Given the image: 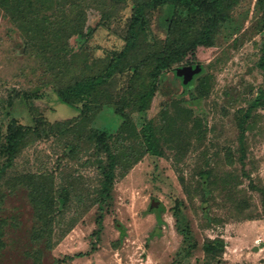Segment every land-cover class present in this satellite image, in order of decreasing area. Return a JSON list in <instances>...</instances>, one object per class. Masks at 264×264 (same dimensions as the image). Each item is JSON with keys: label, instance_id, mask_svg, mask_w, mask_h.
<instances>
[{"label": "rangeland", "instance_id": "rangeland-1", "mask_svg": "<svg viewBox=\"0 0 264 264\" xmlns=\"http://www.w3.org/2000/svg\"><path fill=\"white\" fill-rule=\"evenodd\" d=\"M31 1L43 24L28 29L0 0V264H264V0L148 10L136 47L76 107L58 90L125 50L138 0ZM12 120L28 130L14 156ZM96 131L117 158L105 196Z\"/></svg>", "mask_w": 264, "mask_h": 264}, {"label": "trees", "instance_id": "trees-1", "mask_svg": "<svg viewBox=\"0 0 264 264\" xmlns=\"http://www.w3.org/2000/svg\"><path fill=\"white\" fill-rule=\"evenodd\" d=\"M4 4V7L8 11V13L16 19L18 22L21 21L23 23L29 24L28 29L33 28L34 25L42 26L41 17L38 12H33V15L28 11L27 6H33L31 0H1ZM182 0H138L136 3V13L134 16V20L132 25L130 26L131 36L128 38L125 50L121 51L119 54H116L108 63L105 71L99 75H95L92 78H88L82 81L76 82L73 86H69L66 89L58 90V97L61 102L67 104L72 107H76L77 103L81 100L87 98V95L92 91H96L99 86L107 83L111 76L115 74V72L119 69L121 62H123L126 57L128 50H132L136 47L137 38H138V29L143 28L147 24L148 17L147 11L150 9H156L164 4H171L174 7H177ZM230 0H198L194 2L195 5H199L202 9L209 11L212 8L219 10L222 6L223 2ZM51 3V0H41L42 9L41 12H46L48 8V4ZM215 20V19H214ZM219 20L216 18V23ZM52 24V23H50ZM35 30V29H34ZM78 30V29H77ZM93 32V28L90 27L86 34L82 31H71L69 37L77 34L78 37L85 41L88 39V36H91ZM264 68V65H262ZM160 69L156 68L153 72L152 85L149 90H147L141 97L140 111L144 112L147 110L149 102L155 95V92L158 88ZM256 105L264 106V89H262L255 101ZM115 113L120 116V118L124 117V113L120 111L119 107L114 106ZM9 133L7 134V152L10 156H14V154L18 150V146L20 141L27 135L28 130L22 127L21 125H17L14 120L10 122L8 127ZM93 138L97 141L98 145H100L107 154L108 165L104 169V173L106 174V179L104 181L102 196L109 195L112 190V182H113V174L114 168L117 164L116 155L112 152L109 145V136L106 131H96L93 134ZM144 139L147 143L149 150L152 152H156L157 148V135L153 126V121L149 120L146 123L144 129ZM213 243H217L214 241ZM210 248H207L209 251ZM85 255L83 253H79L78 256Z\"/></svg>", "mask_w": 264, "mask_h": 264}, {"label": "water", "instance_id": "water-1", "mask_svg": "<svg viewBox=\"0 0 264 264\" xmlns=\"http://www.w3.org/2000/svg\"><path fill=\"white\" fill-rule=\"evenodd\" d=\"M199 70H200V68L199 67H196V69L194 71H199ZM192 73H193L192 66L186 67V75L188 77H190L192 75ZM157 203H158V201L157 200H154L152 202L151 209H153L154 207H156Z\"/></svg>", "mask_w": 264, "mask_h": 264}]
</instances>
